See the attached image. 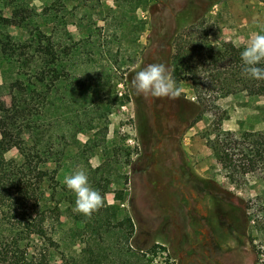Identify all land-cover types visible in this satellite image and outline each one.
I'll list each match as a JSON object with an SVG mask.
<instances>
[{
    "label": "rangeland",
    "instance_id": "rangeland-1",
    "mask_svg": "<svg viewBox=\"0 0 264 264\" xmlns=\"http://www.w3.org/2000/svg\"><path fill=\"white\" fill-rule=\"evenodd\" d=\"M28 1L40 14L52 0ZM57 4L56 21L66 17L65 27L74 42L89 37L102 51L93 55L89 67L100 82L96 100L102 102L101 109L93 105L82 110L73 104L58 112L55 143L57 148H68L59 183L67 188L64 178L82 167L103 204L118 216L133 218L135 245L145 251L156 246L157 255L147 256L151 264H264V184L255 175L230 183L202 137L214 115L223 112L224 129L264 133V98L245 94L221 98L209 104L202 120L187 127L190 114L185 102L196 103L189 83L178 86L182 89L178 97L155 100L138 95L132 86V77L148 64L164 63L172 71V41L179 22L195 21L194 32L207 35L213 44L246 46L254 34H264V1L140 0L135 10L123 0H58ZM183 10L188 14L177 21ZM11 15L7 0H0V18ZM36 20L43 21L40 15ZM30 30L5 31L18 41ZM86 58L76 63L84 64ZM126 95L128 100L119 105ZM0 96L10 105L7 90ZM79 128L85 131L78 133ZM89 139L97 146L86 145ZM7 157L20 160L15 149ZM97 167L101 171L94 174ZM69 191L75 199L67 205L71 211L64 214L63 227L55 230L59 247L53 263L86 264L82 243L78 237L70 238L77 212L75 193ZM119 193L123 202L116 199ZM64 254L69 263H63Z\"/></svg>",
    "mask_w": 264,
    "mask_h": 264
},
{
    "label": "trees",
    "instance_id": "trees-1",
    "mask_svg": "<svg viewBox=\"0 0 264 264\" xmlns=\"http://www.w3.org/2000/svg\"><path fill=\"white\" fill-rule=\"evenodd\" d=\"M57 1L52 0L37 14L28 0H7L12 15L0 18V91L7 90L11 97L8 105L0 96V264H54L59 247L55 230L63 227L62 218L71 211L67 205L75 199L57 180L68 151L67 146L57 148L55 143L58 112L61 106L73 104L82 110L93 105L97 110L102 107V102L96 100L100 82L89 68L93 55L102 54L101 46L89 37L74 42L65 27L66 17L56 21ZM139 3L123 0V5L133 10ZM187 11H180L177 21L184 19ZM39 15L42 22L36 20ZM189 21L179 22L172 41L173 79L177 86L189 83L196 98V103L186 101L184 105L190 114L187 127L202 120L210 103L221 98L237 94L264 98V80L243 72L241 52L245 46L213 44L207 35L196 34L195 21ZM11 27L31 28L30 34L16 41L5 31ZM85 55L86 63H76ZM257 66L264 67V61ZM127 100V95L121 96L119 105ZM225 115H214L202 135L205 145L230 183L255 175L264 184V133L226 130ZM83 131L79 128L78 133ZM93 142L89 139L86 145L96 147L90 145ZM13 149L20 160L7 157ZM48 164L54 167L45 168ZM99 171L101 167L93 173ZM116 199L123 202L125 197L119 193ZM74 221L76 227L69 230L70 238L78 237L82 243L86 264H151L147 256L157 255L155 245L147 251L135 245L133 218L118 216L107 203L90 217L75 214ZM64 234L68 237L69 232ZM62 257L63 263H69L65 254Z\"/></svg>",
    "mask_w": 264,
    "mask_h": 264
},
{
    "label": "clouds",
    "instance_id": "clouds-1",
    "mask_svg": "<svg viewBox=\"0 0 264 264\" xmlns=\"http://www.w3.org/2000/svg\"><path fill=\"white\" fill-rule=\"evenodd\" d=\"M243 72L250 78L264 80V34H254L241 52ZM132 86L138 95L157 98H175L182 91L173 79L171 69L164 63L148 64L132 77ZM64 184L75 193L74 212L91 216L103 205L101 193L90 183L87 172L81 167L64 178Z\"/></svg>",
    "mask_w": 264,
    "mask_h": 264
}]
</instances>
